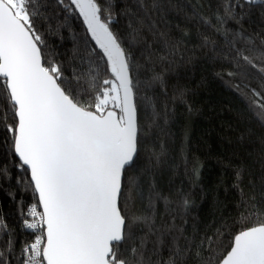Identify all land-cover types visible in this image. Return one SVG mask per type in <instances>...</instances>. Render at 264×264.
I'll list each match as a JSON object with an SVG mask.
<instances>
[{"label":"snow or ice","instance_id":"1","mask_svg":"<svg viewBox=\"0 0 264 264\" xmlns=\"http://www.w3.org/2000/svg\"><path fill=\"white\" fill-rule=\"evenodd\" d=\"M198 71L240 101L210 226L172 132ZM0 264H264V0H0Z\"/></svg>","mask_w":264,"mask_h":264},{"label":"trees","instance_id":"2","mask_svg":"<svg viewBox=\"0 0 264 264\" xmlns=\"http://www.w3.org/2000/svg\"><path fill=\"white\" fill-rule=\"evenodd\" d=\"M70 23L72 29L64 33L62 41V50L66 54L72 51L74 41L78 43L83 36L79 17H74ZM202 75L208 77L209 83L204 88H198ZM190 86L194 94L189 97V103L194 111L188 113L185 107L177 105L173 139L179 149L186 134L185 151L198 157L204 165L201 175L206 196L197 209L201 221L210 226L223 217L230 222L235 215L233 204L236 203V195L233 193L225 198L220 181H227L228 175L218 161L224 160L225 156L232 157L231 146L235 137L228 127V110L239 106L240 101L225 84L210 77L206 71L196 72L191 77ZM12 209L13 206L8 205L6 210L11 213Z\"/></svg>","mask_w":264,"mask_h":264}]
</instances>
